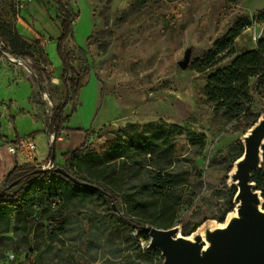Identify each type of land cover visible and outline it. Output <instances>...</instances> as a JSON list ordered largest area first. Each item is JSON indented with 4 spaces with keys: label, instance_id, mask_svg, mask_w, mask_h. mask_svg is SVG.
<instances>
[{
    "label": "rangeland",
    "instance_id": "1",
    "mask_svg": "<svg viewBox=\"0 0 264 264\" xmlns=\"http://www.w3.org/2000/svg\"><path fill=\"white\" fill-rule=\"evenodd\" d=\"M62 1L71 2L79 12L74 38L82 51L75 41H69L79 58L75 66L81 68L84 61L90 70L79 100H70L65 108L66 114L73 106L77 108L69 125L89 129V145L99 151L114 130L131 122L164 119L206 133L203 154L188 155L194 172L173 229L176 237L189 236L209 220L218 221L232 202L237 204L229 190L239 183L236 166L243 162H232L239 151L237 141L243 140L246 145L258 130L264 131V87L258 88V77L252 78V101L243 124H224L206 101L207 73L197 72L191 64L238 19L255 18L264 0H240L238 5L228 0H158L124 22H119L118 16L132 0ZM60 24L54 0H0V31L32 40L43 35L42 47L52 63L48 64L36 46L30 45L26 55L3 51L0 37V146L7 150L17 133L27 138L35 132L28 138L37 145L33 156L19 152L25 161L46 157L55 140L48 129L49 119L54 107L66 100V89L58 80L62 70L57 52ZM262 38L264 26L246 29L236 41L237 52L257 48ZM187 51L191 64L183 69L179 63ZM40 67H45L47 74ZM62 140H57V147ZM4 183L5 178L0 181V190ZM261 203L264 205V199ZM57 215L67 219L65 233H57L53 239L49 223L37 222L29 243L20 237L4 240L2 244L9 247L0 264L164 263V255L149 257L142 252L130 238V230L117 222L120 213L114 214L105 200L76 198L61 207ZM8 235L13 236V232ZM10 254L15 258L9 261Z\"/></svg>",
    "mask_w": 264,
    "mask_h": 264
},
{
    "label": "trees",
    "instance_id": "2",
    "mask_svg": "<svg viewBox=\"0 0 264 264\" xmlns=\"http://www.w3.org/2000/svg\"><path fill=\"white\" fill-rule=\"evenodd\" d=\"M54 1L61 21L57 52L62 70L58 80L66 89V100L64 104L54 107L49 119L48 129L55 134V140L50 146L48 158L42 162L36 159L25 164L17 163L5 177L0 190V261L9 247V244H2L4 240L13 241L15 237H20L29 243V234L37 222L49 223L48 231L53 239L57 233H65L67 219L57 213L66 203L76 198L82 201L92 197L105 200L114 214L120 213L116 217L117 222L130 230V238L135 239L137 244L141 239L149 244L151 237L143 230L144 226L162 229L175 226L184 204L185 189L194 172L189 165L188 155L193 152L201 156L207 147L206 133L185 128L178 123L164 119L143 124L131 122L114 130L102 150L91 147L87 135L81 146L62 153L64 164L55 163L54 159L52 168H44L43 165L56 156L57 140L66 137L70 131L79 130L67 126L77 108L73 106L70 114L65 113V108L70 100H79L80 91L85 86L84 78L90 73L87 62L83 61L81 68H76L79 58L69 46L70 40L75 41L74 24L79 18V12L75 11L71 2ZM157 1L132 0L118 16L119 22H124L130 15ZM228 1L232 5L240 2ZM258 23H264V11L255 18L238 19L215 41L212 48L203 50L191 64L197 72L207 73L204 95L213 113L224 124L233 121L243 124V116L247 115L248 105L252 101V78L258 77V88L264 87V38L259 40L257 48L241 52L236 50L237 39L246 29ZM0 37L4 42L1 50L12 55H26L30 45L36 46L40 55L48 64H52L42 47L45 40L43 35L32 40L17 33L0 31ZM77 47L82 51L80 45L77 44ZM40 70L47 74L45 67H40ZM34 134L30 133L26 137L31 138ZM19 138L17 133L16 138L10 142L16 143ZM184 146L188 149L184 150ZM237 146L239 151L233 156V163L244 152L243 141L238 140ZM58 167H63L93 186L74 183L58 173ZM251 181L264 199V144L262 164L251 170ZM229 190L234 198L237 187L232 185ZM235 207L236 204L232 202L218 221L224 222L226 215ZM134 230L138 231L137 235L133 234ZM10 231L13 236L8 235ZM141 250L149 257L163 255L156 246H147Z\"/></svg>",
    "mask_w": 264,
    "mask_h": 264
},
{
    "label": "water",
    "instance_id": "3",
    "mask_svg": "<svg viewBox=\"0 0 264 264\" xmlns=\"http://www.w3.org/2000/svg\"><path fill=\"white\" fill-rule=\"evenodd\" d=\"M190 64L191 54L187 51L185 59L179 65L185 69ZM263 144L262 129L249 138L246 145L244 143V152L240 158L244 156L245 160L240 163L242 165L239 164L237 175L239 183L233 184L237 187L235 194L237 204L233 211L238 210L245 220L233 229L214 237V245L210 253L203 257L198 255V246L185 245L175 236L173 227L162 229L150 225L144 226L143 230L151 237L149 247L156 246L161 249L165 257L163 264H264V216L257 215L253 210V202L257 194L261 199L263 198L260 191L255 190V184L251 181V170L261 166L263 161ZM56 171L74 183L93 186L89 182L78 179L63 167H58ZM262 208L264 209L263 204Z\"/></svg>",
    "mask_w": 264,
    "mask_h": 264
},
{
    "label": "bare ground",
    "instance_id": "4",
    "mask_svg": "<svg viewBox=\"0 0 264 264\" xmlns=\"http://www.w3.org/2000/svg\"><path fill=\"white\" fill-rule=\"evenodd\" d=\"M11 60L17 61L19 64L21 61L15 59L14 56L10 57ZM244 160V156L240 158L237 163ZM236 163V164H237ZM239 165V164H237ZM239 168L238 166H236ZM261 197L257 194L256 200L253 202V210L259 216H264V209L262 208ZM244 216L237 210L229 212L225 222H219L216 220H209L205 224H202L194 233L189 236L178 235L180 239L187 246H198L199 250L197 254L203 257L210 253L213 249L214 237L221 235L222 233L233 229L240 222L244 221Z\"/></svg>",
    "mask_w": 264,
    "mask_h": 264
},
{
    "label": "crops",
    "instance_id": "5",
    "mask_svg": "<svg viewBox=\"0 0 264 264\" xmlns=\"http://www.w3.org/2000/svg\"><path fill=\"white\" fill-rule=\"evenodd\" d=\"M262 11H264V6L258 8L257 11H255V14H254L255 17L258 15V13H260ZM256 25L259 26V27H263L264 23H258V24L253 25L252 27H255ZM252 27H249V29L252 28ZM21 65H23L24 68L28 69V67L25 66L24 64H21ZM67 126L71 127L69 125V122L67 123ZM71 128L79 129V130L70 131L66 137H60L61 140L62 139L63 140L61 141L59 146L56 148V156H55V158L53 157L50 161L54 162V159H55V161H57L59 164H64V159L61 156L62 153L66 152V151H69V150H74L75 148H77L78 146H81L85 142L86 137L88 135L87 131L89 129H85L83 127H71ZM1 143L2 142H0V144ZM50 144H51V140H50ZM48 156H49V151H48V154L46 155V157H44L43 159L42 158L41 159L37 158V162H42V161L46 160L48 158ZM14 157H16V161L19 164H25L27 162H31V161L23 160L22 157H21V153H18L15 156L14 155H10L7 152L5 147H1L0 146V162H1L0 163V181L4 180V178L7 176V174L13 169L14 164H15V163L12 164Z\"/></svg>",
    "mask_w": 264,
    "mask_h": 264
},
{
    "label": "built area",
    "instance_id": "6",
    "mask_svg": "<svg viewBox=\"0 0 264 264\" xmlns=\"http://www.w3.org/2000/svg\"><path fill=\"white\" fill-rule=\"evenodd\" d=\"M52 136H55L54 133H51ZM37 149V145L34 141L25 138V137H20L16 143H8L7 144V151L10 155H17L19 152H24L25 154H27L29 157L33 156L34 151ZM50 162V163H49ZM47 164H44L43 167L44 168H52L54 166V162L53 161H49ZM53 206H55V203H53ZM133 234L137 235L138 231L134 230ZM139 246L141 248H146L148 246V242L145 240H140L139 241ZM15 258L14 254H10L8 257V260H13Z\"/></svg>",
    "mask_w": 264,
    "mask_h": 264
}]
</instances>
